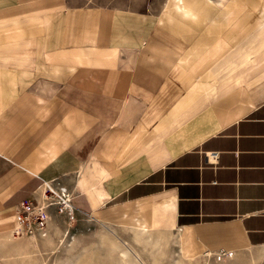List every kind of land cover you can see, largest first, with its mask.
Returning a JSON list of instances; mask_svg holds the SVG:
<instances>
[{"label":"crops","instance_id":"crops-1","mask_svg":"<svg viewBox=\"0 0 264 264\" xmlns=\"http://www.w3.org/2000/svg\"><path fill=\"white\" fill-rule=\"evenodd\" d=\"M179 6L0 0V264H25L9 229L43 189L182 261L264 264V0Z\"/></svg>","mask_w":264,"mask_h":264},{"label":"rangeland","instance_id":"rangeland-1","mask_svg":"<svg viewBox=\"0 0 264 264\" xmlns=\"http://www.w3.org/2000/svg\"><path fill=\"white\" fill-rule=\"evenodd\" d=\"M167 2L170 4L173 0H66V3L70 5L97 4L147 9L160 15L163 14V5ZM247 5L250 4L245 3L242 6ZM178 21L174 19L173 22H165V25L173 32H175L174 26L186 29L188 32L183 35L175 33L189 40L203 34L204 27L208 25L186 21L178 23ZM57 196L59 194L56 192H49L43 201L47 205L58 203ZM28 211L32 217L29 216L23 226L19 222L17 224L26 236H34L33 239L26 236L18 239L21 245L17 251L21 252L19 255L25 260V264H119L116 257L109 254V248L103 242L102 234L106 232L99 223L63 206L51 205L43 209L41 200L40 206L38 203L31 202L29 208L25 210V212ZM37 213L44 219V232L37 228L36 218L34 219ZM108 228L114 232L113 236L108 237L112 239L115 237L118 241L125 242L128 249L131 248L132 255L144 264H256L255 260L246 254L236 256L219 254L216 257L202 256L196 260L182 261L178 256L179 249L174 243L173 232H170L168 244L161 249L135 241L130 226L122 225L120 228L109 226ZM154 233L157 232L154 231Z\"/></svg>","mask_w":264,"mask_h":264},{"label":"bare ground","instance_id":"bare-ground-1","mask_svg":"<svg viewBox=\"0 0 264 264\" xmlns=\"http://www.w3.org/2000/svg\"><path fill=\"white\" fill-rule=\"evenodd\" d=\"M180 1L181 0H174V4H175L176 7H180L179 6L180 5ZM49 192L50 193H55V191L51 190V189L50 190L43 189L41 191V196H42L41 201H42L43 209H47L51 205H58V206H63V207L66 206V204H67L66 202L62 203L63 198H62L61 195L57 196L58 203H50V204L47 205V203H45V201H43V200L47 197V193H49ZM69 210L71 211V209H69ZM17 220L22 226H23V224L26 223V222L23 223L20 220L19 215L17 216ZM98 223L104 228L103 230L106 232V233L102 234V237H103L104 244L109 248V251H108L109 254L111 256L116 257L115 259L118 260L119 264H144V263H142V261L138 260L137 258H135L132 255V251L130 250L131 248L128 249V247H127L128 245L125 242H120L117 239H115V237H114V239H112L111 237H108V236H113L114 235L113 230L108 228L109 226L107 227L106 224L101 223V222H98ZM131 230H132V234H133V239L135 241H141L143 243H147L148 245H150L152 247H156V248H161L162 249V247L166 246L168 244L169 240H170V235H167V234L162 233V232L154 233L153 231L147 229V227L145 225H138L135 228L131 227ZM9 231H10V234H9V237H8L9 239L18 240L19 238L21 239L22 237L26 236L25 233L18 227L15 228L14 230L9 229ZM14 232H15V234H14ZM26 237H28V236H26ZM33 237L34 236L31 235L28 238H30V239L32 238L33 239ZM206 256L207 257H211L212 254L209 253Z\"/></svg>","mask_w":264,"mask_h":264},{"label":"built area","instance_id":"built-area-1","mask_svg":"<svg viewBox=\"0 0 264 264\" xmlns=\"http://www.w3.org/2000/svg\"><path fill=\"white\" fill-rule=\"evenodd\" d=\"M216 158H217V154H216V153H212V154H211V160H215ZM60 195H61L62 198H63L62 203H65V202L67 203L65 207H66L67 209H71V211L74 210V209L72 208L71 204H70V196H69V194L66 193L64 190H61V191H60ZM30 204H31L30 202H25V203H23L22 206L20 207L18 213H17V216L19 215L20 220H21L23 223L26 222V220H27V218H28L29 216L32 217V216L30 215V212H29V211H28V212H25V210H27V209L29 208V205H30ZM63 205H64V204H63ZM23 214H25V215H23ZM35 218H36V225H37L38 230L44 232V230H45V222H44V219H43L41 216H39L38 213H37V216L34 217V219H35Z\"/></svg>","mask_w":264,"mask_h":264}]
</instances>
